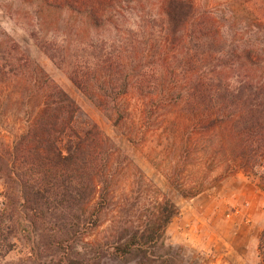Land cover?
Instances as JSON below:
<instances>
[{
	"label": "trees",
	"instance_id": "obj_1",
	"mask_svg": "<svg viewBox=\"0 0 264 264\" xmlns=\"http://www.w3.org/2000/svg\"><path fill=\"white\" fill-rule=\"evenodd\" d=\"M0 11L30 28L39 50L114 126L131 98L148 125L165 108L187 117L203 139L168 152V182L182 198L257 168L264 187V0H0ZM24 44L0 27V99L19 105L24 120L22 133L0 141V259L21 224L31 233L42 222L41 236L57 247L98 228L113 181L114 147L93 122L74 126L78 106ZM178 213L164 199L142 229L115 230L106 254L151 255Z\"/></svg>",
	"mask_w": 264,
	"mask_h": 264
},
{
	"label": "rangeland",
	"instance_id": "obj_2",
	"mask_svg": "<svg viewBox=\"0 0 264 264\" xmlns=\"http://www.w3.org/2000/svg\"><path fill=\"white\" fill-rule=\"evenodd\" d=\"M205 2L206 0H200L202 5ZM24 25L8 16L0 18L1 29L14 39L22 40L27 46L25 49L28 50L29 56L74 100L79 108L74 126L83 129L87 123L93 122L108 138L114 147L113 156L109 160V167L113 170V181L107 197L108 207L101 216V225L98 228L85 226L81 232L83 234L78 233V236L69 238V241L57 247L55 243L41 236V227L45 226L41 224L42 222L38 224L39 229L31 233L26 232V226L21 224L10 251L0 259V264H198V261L188 260L181 247L170 245L168 226L151 255L119 261L112 259L106 252L115 241V230L142 229L148 219L155 215L156 206L164 199L172 201L175 205L188 200L182 198L168 182L167 176L171 172L168 152L173 146L200 144L203 135L193 133L187 126V117L173 108L155 112L148 119V125L146 117L141 113V104L134 98L127 99L123 106L129 115L125 114L119 126H114L112 121H109L73 86L68 72L53 64L39 50L35 40L29 36L30 28L27 30V26ZM50 37L51 40L56 38L54 35ZM56 40L60 38L57 37ZM23 123V112L19 105L13 103L9 105L8 101L1 98L0 141L10 143L22 133ZM204 169L202 165L195 171ZM261 172L262 168H257V175H245L241 172L237 174L241 173L260 181ZM220 173L221 169L217 168L210 177L214 178ZM201 176L196 175V179ZM3 195L4 189L0 182V211L6 204ZM47 232L46 230L45 234H48ZM257 264H264V247L262 253L258 251Z\"/></svg>",
	"mask_w": 264,
	"mask_h": 264
},
{
	"label": "crops",
	"instance_id": "obj_3",
	"mask_svg": "<svg viewBox=\"0 0 264 264\" xmlns=\"http://www.w3.org/2000/svg\"><path fill=\"white\" fill-rule=\"evenodd\" d=\"M176 206L179 213L167 233L170 245L181 247L188 260L257 264L264 230V187L258 179L239 173Z\"/></svg>",
	"mask_w": 264,
	"mask_h": 264
},
{
	"label": "built area",
	"instance_id": "obj_4",
	"mask_svg": "<svg viewBox=\"0 0 264 264\" xmlns=\"http://www.w3.org/2000/svg\"><path fill=\"white\" fill-rule=\"evenodd\" d=\"M236 212H239V211H237V210H235ZM246 219H248V217L246 218Z\"/></svg>",
	"mask_w": 264,
	"mask_h": 264
}]
</instances>
